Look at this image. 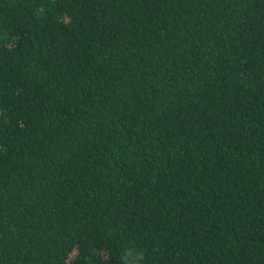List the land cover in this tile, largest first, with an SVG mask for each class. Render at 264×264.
I'll return each mask as SVG.
<instances>
[{
	"label": "trees",
	"instance_id": "obj_1",
	"mask_svg": "<svg viewBox=\"0 0 264 264\" xmlns=\"http://www.w3.org/2000/svg\"><path fill=\"white\" fill-rule=\"evenodd\" d=\"M0 264H264V0H0Z\"/></svg>",
	"mask_w": 264,
	"mask_h": 264
}]
</instances>
